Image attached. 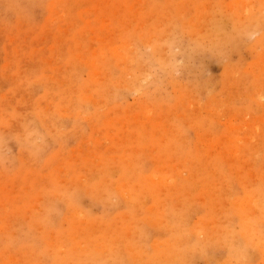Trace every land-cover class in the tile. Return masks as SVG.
<instances>
[{"label": "rangeland", "instance_id": "374dc122", "mask_svg": "<svg viewBox=\"0 0 264 264\" xmlns=\"http://www.w3.org/2000/svg\"><path fill=\"white\" fill-rule=\"evenodd\" d=\"M0 264H264V0H0Z\"/></svg>", "mask_w": 264, "mask_h": 264}]
</instances>
